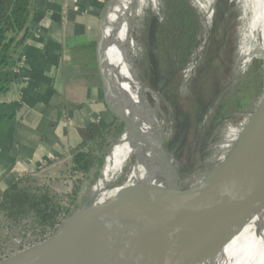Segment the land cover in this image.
Wrapping results in <instances>:
<instances>
[{
  "label": "trees",
  "instance_id": "trees-1",
  "mask_svg": "<svg viewBox=\"0 0 264 264\" xmlns=\"http://www.w3.org/2000/svg\"><path fill=\"white\" fill-rule=\"evenodd\" d=\"M193 1L203 12L200 4ZM33 14V0H0V70L19 52ZM237 17L238 11L231 0H215L209 21L210 37L204 50H200L205 26L201 14L191 6L189 0H154L148 8L144 34L140 38L147 55L139 64V77L153 90H161V96L172 109V130L181 136V146L176 155L179 160L182 158V146L183 151L185 147L186 151L190 147H197L196 125L199 118L227 79L221 77L220 70L229 71L236 55ZM263 62L262 59L254 60L261 67H264ZM205 83H208L207 87ZM4 87L0 83V89ZM184 92L189 94L186 100H182L181 94ZM261 93L262 89L260 96ZM223 100L224 97L201 125L208 134L213 123L225 114ZM241 119L238 117L236 122H241ZM116 120L113 116L112 122L105 128L96 122L77 128L80 141L69 149L68 155L69 171L78 174L79 178H76L72 192L65 200L57 199L47 186H31V174H24L6 189L0 190V217L19 223L26 216H32L40 228V239L55 230L71 211L81 177L97 171L101 165L102 157L98 153L103 149L107 135L115 137L124 129L121 122L112 129ZM167 141L163 140V146L169 150Z\"/></svg>",
  "mask_w": 264,
  "mask_h": 264
},
{
  "label": "bare ground",
  "instance_id": "bare-ground-1",
  "mask_svg": "<svg viewBox=\"0 0 264 264\" xmlns=\"http://www.w3.org/2000/svg\"><path fill=\"white\" fill-rule=\"evenodd\" d=\"M133 1L109 0L101 12L96 32L108 104L127 123V128L110 146L99 177L90 190L91 194L97 193L99 203L93 213L75 226L64 245L49 253L40 263L28 261L24 264H93L103 261L106 256L135 258L144 251L170 216L169 203L153 182L139 181L122 195L116 196L117 189H106L115 157L119 152L131 148L135 150L136 158L131 178L141 180L149 172L164 182L179 186V177L171 166V157L161 148L163 129L160 131L157 111L147 104L145 95L148 91L135 77L131 51L125 41L131 42V28L129 33V27L127 29L124 25ZM260 35L264 48V0ZM108 195L111 196L102 201ZM114 197V203L102 210L105 203ZM149 213L154 218H149ZM149 226L148 233L138 234ZM112 260L105 263L116 264ZM196 263L264 264V184L242 219L206 245L198 253Z\"/></svg>",
  "mask_w": 264,
  "mask_h": 264
},
{
  "label": "crops",
  "instance_id": "crops-1",
  "mask_svg": "<svg viewBox=\"0 0 264 264\" xmlns=\"http://www.w3.org/2000/svg\"><path fill=\"white\" fill-rule=\"evenodd\" d=\"M106 1L33 0L24 43L0 70V190L57 168L79 143L78 127L112 122L95 55Z\"/></svg>",
  "mask_w": 264,
  "mask_h": 264
},
{
  "label": "rangeland",
  "instance_id": "rangeland-1",
  "mask_svg": "<svg viewBox=\"0 0 264 264\" xmlns=\"http://www.w3.org/2000/svg\"><path fill=\"white\" fill-rule=\"evenodd\" d=\"M196 1L200 4L204 13L193 0H189L191 6L201 14L205 26V35L200 48V50H204L210 37V11L213 6L214 12L215 0ZM231 1L234 4V8L238 11V17L236 19L237 24L235 27L237 39L236 55L229 71H226V69L220 70L221 77L224 76L227 79L222 89L211 98L206 110L199 118V123L196 125L198 134L196 138L197 147H190L188 151H186L187 147H185L183 151L184 146H182L180 149L182 158L180 160L176 155L177 150H179L181 146V136L179 134H174V130H172L173 114L170 105L164 101L161 94L158 95V98L155 97L156 94L154 98L149 95V93L147 94L148 96L146 95L152 108L154 107L156 109V115L161 125L163 124V132L165 133L163 140H168L167 142L170 148L167 152L172 155L171 166L179 177V185L181 188H188L200 181L212 166L217 163L219 157L228 150V146H233L240 132L239 125L246 122L260 99V91L262 89L261 81L264 80V67L255 64L254 60L262 59L263 61L264 59V48L260 35L261 6L263 0ZM152 2H154V0H134L128 14L127 22L124 25L126 28L129 27V33L131 28L129 38L133 43L127 40L125 41L127 42L129 51H131L138 75L140 72L139 64L144 61L147 55L140 38L141 35L144 34L143 30L148 18V8L151 7ZM207 84L208 83H205L206 87ZM153 91L158 92V90ZM181 95L182 100H186V96H189L186 92ZM222 97H224L222 103L224 104L225 114L218 118V122L213 123L212 130L211 132L209 130L208 134L207 129L204 127L201 128V125L206 117L215 110V107L220 103ZM163 103L165 108H163ZM238 117H241L243 120L241 119V122H236ZM119 124L120 121L116 120L112 129ZM120 134L121 132L115 137L111 134L107 135L105 145L98 153V155L102 157V163L99 168H97V171L94 170L86 176L81 177L80 188L74 203L71 205V209L76 208L85 199L96 183L104 158L110 146ZM134 159L135 150L133 148L125 152H119L113 161L111 177L108 179L106 185L109 186L125 181L130 175ZM69 167L70 156L66 159L64 158L57 168H43L39 172L31 174V176H29V184L31 186H47L50 192L57 196V199L65 200V197L72 192L76 178H79L78 174L70 173ZM114 201L115 197L109 199L102 210L110 207ZM38 229L40 230L32 216H26L19 223H14L0 217V258L19 250L22 244L27 247L32 245L33 242H36L39 233L35 230ZM149 230L150 226L143 229L138 234L148 233ZM25 232L29 233V235L27 236ZM14 239H21L20 244L16 243Z\"/></svg>",
  "mask_w": 264,
  "mask_h": 264
},
{
  "label": "water",
  "instance_id": "water-1",
  "mask_svg": "<svg viewBox=\"0 0 264 264\" xmlns=\"http://www.w3.org/2000/svg\"><path fill=\"white\" fill-rule=\"evenodd\" d=\"M108 2L109 0L106 1L105 6ZM100 19L101 13L98 26ZM95 45L97 70L105 106L117 120L123 123L124 128H127L125 120L111 110L108 104L98 56L97 37ZM131 62L137 81L147 89L149 95L154 98L156 94L155 97L158 98L161 90L155 92L145 84L137 74L133 58ZM147 104L151 107L148 100ZM162 129L163 124L160 131ZM161 135L164 138L165 133L161 132ZM163 138H161V148L172 158L171 153H168L163 146ZM132 167L125 181L109 185L106 189L109 191L117 189L114 194L116 196L122 195L139 181L153 182L159 193L168 201L170 216L144 251L135 258L106 256L103 261L93 264H106L105 262L110 259H113L112 261L116 264H197L198 253L241 220L262 191L264 184V81L260 99L228 154L198 183L188 188H181L180 185L175 186L164 182L157 175L149 172H146L141 180H137L135 177L131 178ZM110 196H105L102 201ZM98 199L97 193L91 194L90 191L47 237L2 257L0 264H24L28 261L40 263L49 253L65 244L75 226L93 213V209L99 203ZM153 216L149 213L148 217L154 218Z\"/></svg>",
  "mask_w": 264,
  "mask_h": 264
},
{
  "label": "built area",
  "instance_id": "built-area-1",
  "mask_svg": "<svg viewBox=\"0 0 264 264\" xmlns=\"http://www.w3.org/2000/svg\"><path fill=\"white\" fill-rule=\"evenodd\" d=\"M212 13H213V6H212L211 11H210V18H211V16H212ZM244 123H245V122H244ZM244 123H243V124L241 123V124L239 125V127H240V131H241V129H242ZM239 133H240V132H239ZM236 139H237V138H236ZM228 147H229L228 150H227L223 155H221V156L219 157L217 163H219L220 161H222V160L226 157V155L228 154L229 150L231 149L230 146H228ZM217 163H216V164H217ZM216 164H215V165H216ZM212 167H213V166H212ZM200 181H201V180H200ZM198 182H199V181H198ZM198 182H197V183H198ZM195 184H196V183H195ZM35 231H36L37 233H39V229H38V230H35ZM25 233H26V232H25ZM30 233H31V232H30ZM49 234H50V233H49ZM49 234H47L45 237H47ZM26 235L28 236L29 233H26ZM37 240L40 241V240H42V239H40L39 236H38V237H37ZM14 241H15L16 243L20 244L21 239H17V240L14 239ZM38 241H36V242H38ZM36 242H33V244H35ZM21 246H22V248H25L24 244H22ZM21 246H20V247H21ZM29 246H30V245H29Z\"/></svg>",
  "mask_w": 264,
  "mask_h": 264
}]
</instances>
